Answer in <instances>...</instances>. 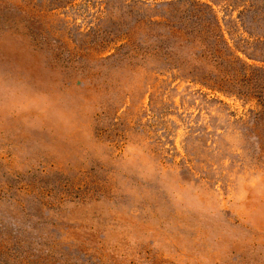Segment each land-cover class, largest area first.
<instances>
[{
    "label": "rangeland",
    "instance_id": "rangeland-1",
    "mask_svg": "<svg viewBox=\"0 0 264 264\" xmlns=\"http://www.w3.org/2000/svg\"><path fill=\"white\" fill-rule=\"evenodd\" d=\"M0 264H264V0H0Z\"/></svg>",
    "mask_w": 264,
    "mask_h": 264
}]
</instances>
